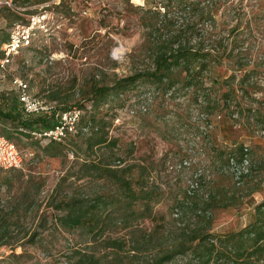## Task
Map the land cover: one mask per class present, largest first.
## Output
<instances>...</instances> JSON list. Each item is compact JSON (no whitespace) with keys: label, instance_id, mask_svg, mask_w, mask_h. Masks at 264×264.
<instances>
[{"label":"rangeland","instance_id":"obj_1","mask_svg":"<svg viewBox=\"0 0 264 264\" xmlns=\"http://www.w3.org/2000/svg\"><path fill=\"white\" fill-rule=\"evenodd\" d=\"M10 1L0 6V59L17 25L32 17L41 25L31 46L0 74V102L1 93H15L13 78H21L37 97L68 107L84 102V118L95 116L96 127L105 126L117 146L92 152L85 139L73 137L51 158L44 154L49 141L14 137L23 165L0 170V264H151L171 251L179 254L165 264H264V237L236 236L264 201V0H227L215 19L198 17L208 2L195 12L170 14L175 29L194 28L185 36L191 46L208 49L224 39L228 51L235 50L236 57L210 64L203 77L207 92L166 93L138 81L111 91L97 107L89 99L93 86H113L150 67L145 11L160 1ZM241 66L253 71L248 92L227 103L221 98L227 78L241 79L245 70L235 71ZM237 108L243 113L234 114ZM5 129L0 120V133ZM241 146L247 166L237 163ZM119 159L117 166L133 168V195L102 203L93 226H62L61 212L50 205L56 192L58 198L121 196L93 166ZM114 240L122 247L110 246Z\"/></svg>","mask_w":264,"mask_h":264},{"label":"trees","instance_id":"obj_2","mask_svg":"<svg viewBox=\"0 0 264 264\" xmlns=\"http://www.w3.org/2000/svg\"><path fill=\"white\" fill-rule=\"evenodd\" d=\"M158 1V0H157ZM159 6L156 9L149 8L145 11V14L150 16V23H146L148 16L144 20V23L150 27V38L148 52L150 53L151 65L148 69L136 71L134 74L118 80L113 86H93L89 91L90 101L93 102V107H97L98 104L106 103L108 101V95L111 91H126L130 86L135 85L138 81H146L153 85H157L164 92L168 93L171 90L185 91L193 88V92L198 95L201 90L208 91L205 87L204 75L209 70L211 63H223L224 59H232L236 57L235 50L228 51V46L225 45V40L220 39L214 41L216 47L201 48L191 46L190 40L185 38L188 34H194V28L188 24L182 29H175L170 25V21L173 18H169L171 13L177 12V10H192V12L198 11V7L205 2L209 4V10L204 13L202 10L198 14V17L202 18L205 14L208 18L215 19L220 10L227 6V0H159ZM227 9V8H226ZM161 11H164L163 13ZM177 14V13H175ZM175 14H172L173 17ZM197 14V13H196ZM195 26H198V22H194ZM169 30L170 35L168 38L161 33L163 30ZM184 37V38H182ZM224 43V45H223ZM245 70L244 76L237 80V76L233 73L227 80L228 90L222 93L221 98L225 102L230 103L237 93H247V85L249 79L252 76V70L246 69L244 66L235 69V71ZM238 81V85H235ZM59 94H54L53 99H58ZM51 99V98H50ZM53 101V100H52ZM62 101V100H61ZM59 104L61 110L66 111L73 107H68L63 102ZM78 108L86 109L84 102L76 103ZM84 104V105H83ZM95 104V105H94ZM217 105V104H216ZM18 96L17 93H1L0 102V120L6 125V129L0 134L5 136L9 140H13L14 137H20L28 140L31 143L40 144L41 141L35 139L32 132L41 129L52 127L55 123V116L53 120L47 117H24L22 113L18 112ZM91 106V107H92ZM217 106H214V108ZM92 109V108H91ZM238 115L243 113L239 108L233 111ZM254 113H257L254 112ZM259 114V113H258ZM261 115V123H264V115ZM82 117L79 123V132L75 135H69L65 140L57 142L50 141L44 148V154L48 157L55 158L60 157L63 154V148L66 147L64 143L73 137H81L85 139L87 150L92 152L101 151L102 148L114 149L117 146V140L109 137L106 127L97 128L95 125V116L91 115L89 118ZM86 128L85 132L83 129ZM75 147L81 149L80 145L73 144ZM111 150V151H112ZM237 163L242 164L245 161L247 153L243 146L236 153ZM123 159L115 160L110 163H94L95 171L101 173L102 178H107L108 181L115 183L118 186L121 196L112 195L106 196L96 193V196L90 198L85 195H67L64 198H58V194L52 197L50 205L53 204L54 208L61 212L57 221L64 227L81 226L87 223L89 226H93L96 222L97 209L102 203L115 204L120 202L128 194L133 195L134 181L129 178L128 173L133 171L132 166H125L121 168L117 166L116 161L121 163ZM115 167V168H114ZM15 170V169H14ZM67 177L63 181H67ZM254 219L243 230L239 231L236 236H253L256 239H262L264 237V201L254 207ZM112 242V241H111ZM118 244V247H122L120 241L114 240L110 246ZM179 254L176 251L167 252L159 260L152 261L151 264H165L172 261L174 256Z\"/></svg>","mask_w":264,"mask_h":264},{"label":"built area","instance_id":"obj_3","mask_svg":"<svg viewBox=\"0 0 264 264\" xmlns=\"http://www.w3.org/2000/svg\"><path fill=\"white\" fill-rule=\"evenodd\" d=\"M11 5L10 0H0V6ZM40 21L32 17L27 24L17 25L11 32L9 41L1 47L4 57L0 59V74H4L16 55L31 46ZM13 86L18 96V102L25 117L55 116L52 127L32 132L35 139L40 141H63L69 135L79 132V123L83 117V109L73 107L61 110L59 104L48 101L30 93V85L21 78H13ZM85 132L86 128L83 129ZM248 165L245 160L243 164ZM244 164V165H245ZM23 165L21 151L16 144L5 136L0 135V170L20 169ZM243 168H246L243 166Z\"/></svg>","mask_w":264,"mask_h":264}]
</instances>
